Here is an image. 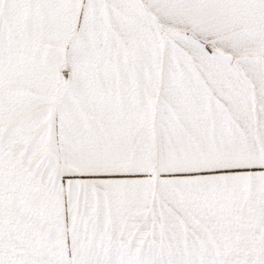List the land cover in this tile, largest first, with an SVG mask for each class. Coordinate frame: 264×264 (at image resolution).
I'll return each instance as SVG.
<instances>
[{
    "label": "snow or ice",
    "instance_id": "snow-or-ice-1",
    "mask_svg": "<svg viewBox=\"0 0 264 264\" xmlns=\"http://www.w3.org/2000/svg\"><path fill=\"white\" fill-rule=\"evenodd\" d=\"M0 264H264V0H0Z\"/></svg>",
    "mask_w": 264,
    "mask_h": 264
}]
</instances>
